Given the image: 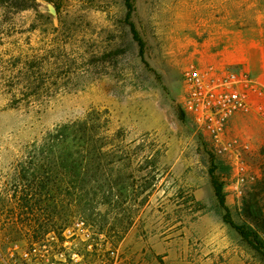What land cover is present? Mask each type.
Masks as SVG:
<instances>
[{
	"label": "rangeland",
	"instance_id": "obj_1",
	"mask_svg": "<svg viewBox=\"0 0 264 264\" xmlns=\"http://www.w3.org/2000/svg\"><path fill=\"white\" fill-rule=\"evenodd\" d=\"M26 1L0 0V255L84 218L119 250V264H264L223 221L209 175L213 153L230 167L232 213L244 195L264 216V58L262 70L221 59L245 27L261 35L264 56V0H130L129 18L125 0L19 9ZM189 68L212 83L221 70L247 71L251 109L215 134L190 107ZM91 113L119 135L110 140L119 153L101 160L100 186L89 172L77 187L33 151ZM33 182L45 187L30 212L20 197Z\"/></svg>",
	"mask_w": 264,
	"mask_h": 264
},
{
	"label": "built area",
	"instance_id": "obj_2",
	"mask_svg": "<svg viewBox=\"0 0 264 264\" xmlns=\"http://www.w3.org/2000/svg\"><path fill=\"white\" fill-rule=\"evenodd\" d=\"M208 73L189 68L185 79L197 120L216 134L232 115L251 109L250 92L257 86L245 70H221L214 83ZM0 264H119V250L86 219L74 218L58 230L47 231L28 248L0 255Z\"/></svg>",
	"mask_w": 264,
	"mask_h": 264
},
{
	"label": "trees",
	"instance_id": "obj_3",
	"mask_svg": "<svg viewBox=\"0 0 264 264\" xmlns=\"http://www.w3.org/2000/svg\"><path fill=\"white\" fill-rule=\"evenodd\" d=\"M37 4L36 0H27L18 8L21 10L30 7L36 8ZM125 6L127 8V18H129L132 11L130 0H125ZM130 27V32L139 45V52L142 57V39L132 24H130ZM25 99H28V97ZM100 119L99 115L91 113L81 120L63 124L53 132L47 133L42 140L43 143L33 152L52 158L55 169L68 171L71 175L73 174L77 187L85 182L89 172L91 176L96 177H94L95 183L100 186L102 181L100 176L103 174V169L107 167L101 160L108 155L119 153V150H116L112 141H110L119 135L109 134L106 126L99 123ZM211 156L209 175L215 197L222 211V219L239 234L242 241L257 252L260 259L264 262V216L262 210L259 206L252 203L250 199L244 200L243 195L241 207L236 213H232V210L225 203V192L223 191L225 184L223 177H230V167L215 154L212 153ZM92 160H98V163L92 166ZM42 187L38 182L30 183L27 190L20 197L23 206L28 211L31 212L34 203L40 199V191L45 186ZM256 195L257 193H254L253 196L251 195V200Z\"/></svg>",
	"mask_w": 264,
	"mask_h": 264
},
{
	"label": "crops",
	"instance_id": "obj_4",
	"mask_svg": "<svg viewBox=\"0 0 264 264\" xmlns=\"http://www.w3.org/2000/svg\"><path fill=\"white\" fill-rule=\"evenodd\" d=\"M252 29V27H245L241 30L233 31V34L227 37L221 57L225 63L233 65L248 64L256 70V65H259V69L262 70V59L264 56L261 49L263 45L261 44L262 41L258 40L261 35L258 39L251 38L247 34L252 33Z\"/></svg>",
	"mask_w": 264,
	"mask_h": 264
},
{
	"label": "water",
	"instance_id": "obj_5",
	"mask_svg": "<svg viewBox=\"0 0 264 264\" xmlns=\"http://www.w3.org/2000/svg\"><path fill=\"white\" fill-rule=\"evenodd\" d=\"M47 6L50 12L55 13V9L51 4H48Z\"/></svg>",
	"mask_w": 264,
	"mask_h": 264
}]
</instances>
